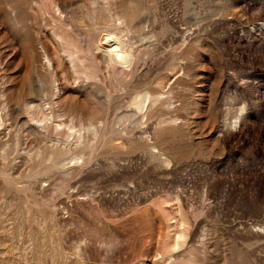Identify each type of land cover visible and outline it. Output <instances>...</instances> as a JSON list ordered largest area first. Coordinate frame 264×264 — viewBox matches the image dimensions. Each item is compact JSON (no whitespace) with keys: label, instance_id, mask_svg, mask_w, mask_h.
I'll use <instances>...</instances> for the list:
<instances>
[{"label":"rangeland","instance_id":"374dc122","mask_svg":"<svg viewBox=\"0 0 264 264\" xmlns=\"http://www.w3.org/2000/svg\"><path fill=\"white\" fill-rule=\"evenodd\" d=\"M0 264H264V0H0Z\"/></svg>","mask_w":264,"mask_h":264},{"label":"bare ground","instance_id":"6f19581e","mask_svg":"<svg viewBox=\"0 0 264 264\" xmlns=\"http://www.w3.org/2000/svg\"><path fill=\"white\" fill-rule=\"evenodd\" d=\"M56 5L60 9L61 12L68 13V11H70L69 10L70 7L67 6V5H64V4L60 5V4H57V3H56ZM103 38L104 37H101L100 40H102ZM99 46H102V45L100 44ZM112 52H113V50H112ZM123 56H122V53L121 52L120 53H117V52L114 51V55L112 54V58L110 59V64L112 65V67L115 66L116 64L123 65V64H125L127 62H130V56H131L130 53L127 52V55L125 57H123ZM93 59L95 60V58H93ZM39 61H40V59H38L36 56H34V57L31 56V58L28 57V59L26 61V64H25V67H26V72L29 75L32 73V69L33 68L35 69V72H36L37 76L40 75L39 74V71L37 70V66H38V62ZM141 105H142V102H136L135 103L136 109H138L139 107H141Z\"/></svg>","mask_w":264,"mask_h":264},{"label":"clouds","instance_id":"9594fccd","mask_svg":"<svg viewBox=\"0 0 264 264\" xmlns=\"http://www.w3.org/2000/svg\"><path fill=\"white\" fill-rule=\"evenodd\" d=\"M237 124H238V121H237L236 123L233 124L232 129H231L232 131H235V130H236V126H237Z\"/></svg>","mask_w":264,"mask_h":264}]
</instances>
